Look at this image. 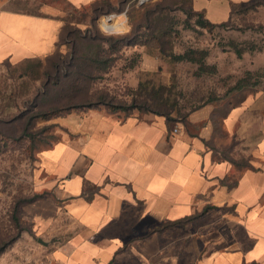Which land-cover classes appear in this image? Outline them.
I'll use <instances>...</instances> for the list:
<instances>
[{"label":"crops","instance_id":"crops-1","mask_svg":"<svg viewBox=\"0 0 264 264\" xmlns=\"http://www.w3.org/2000/svg\"><path fill=\"white\" fill-rule=\"evenodd\" d=\"M215 1L224 0L194 8L219 24L240 0H225L221 22L207 13ZM64 25L42 9H0V63L54 54ZM248 90L222 116L205 106L187 123L99 108L71 115L68 137L39 157L43 195L29 205L37 264H264V82Z\"/></svg>","mask_w":264,"mask_h":264},{"label":"rangeland","instance_id":"rangeland-1","mask_svg":"<svg viewBox=\"0 0 264 264\" xmlns=\"http://www.w3.org/2000/svg\"><path fill=\"white\" fill-rule=\"evenodd\" d=\"M164 1L171 5V12L166 14L174 18L175 23L169 51L174 54H184L191 49L207 51L206 63L214 66L215 72L200 74L199 65L175 62L151 44L148 48L124 46L115 55V68L96 80L92 92L108 95L113 105L128 107L134 97L138 102L143 101L144 96L137 90L140 82H147L150 89L163 93L164 101L170 100L167 105H176L171 121L174 123H185L191 112L205 106L215 107L222 116L230 107L240 105L249 88L248 81L242 84L243 88L237 87V83L246 77L250 83L257 81L255 75L249 76L247 72L256 56L264 52V0H240L231 5L233 9L224 26L219 23L207 28L200 26V18L192 14V0ZM133 3L139 5V0H111L110 5L98 2L81 7L65 0H0V9L36 13L42 9L48 16L65 18L85 35L108 37L132 31L134 22L129 19ZM228 8L225 0L215 1L208 6L207 13L214 22H221ZM109 14H114L109 18L110 26L114 21L124 26L119 29L109 26L107 31L103 21ZM62 50L67 54L69 47L63 46ZM239 50L242 56L238 55ZM144 54L156 58L157 64H152L149 58L145 61ZM52 59L49 55L28 63H0V246L9 243L0 255V264H37L42 257L43 247L29 209L32 203L27 202L43 195L35 176L39 157L68 137L67 119L71 115H82L86 111L75 109L49 118H34L54 106L56 88L47 98L41 97L47 82L45 73L57 61L56 57ZM133 63L138 67L127 69ZM254 72L261 74L258 67ZM262 82L260 75L257 84L260 86ZM98 108L121 117L145 114L138 109L114 112L105 106Z\"/></svg>","mask_w":264,"mask_h":264},{"label":"trees","instance_id":"trees-1","mask_svg":"<svg viewBox=\"0 0 264 264\" xmlns=\"http://www.w3.org/2000/svg\"><path fill=\"white\" fill-rule=\"evenodd\" d=\"M98 2L111 4V0H99L95 3ZM132 7V14L129 21L134 22L133 29L131 32L119 34L118 36H88L83 34L80 29L73 26L71 23L66 22L64 18L66 23L61 31L59 49L52 54L53 59L56 57L57 61H54L45 73L47 82L41 94V97L45 99L54 92L53 88H56L57 91H55L53 95L54 106L48 112L36 114L34 118H49L50 116L61 115L75 109H86V111H88L100 106H105L114 112L118 110H129L131 112L132 110L138 109L145 113L164 116L169 121L173 120L172 115L176 109V105H167L170 100L164 101L163 93H161L160 90L155 91L154 88L150 89L149 83L147 82H140L137 90L140 92V96H144L143 101L138 102L137 98L134 97L132 104L128 107L113 105L111 101L108 100V95L92 92V86L96 80L103 78L105 74L115 68V62L117 60L115 55L120 52L124 46L128 48L145 46L148 48L151 44L160 50L161 54L170 57L175 62L186 61L199 65L200 74L215 72V67L206 63V58L208 57L207 51L191 49L184 54H174L169 51L175 27L174 18L166 14L171 12L170 4L166 3L164 0H158L139 3V5L133 3ZM232 9L233 7L231 6V11ZM192 10V14L200 18L198 22L200 26L207 28L213 25V23L206 19L204 12L195 10L194 0H192ZM109 16H114V14H109L105 17ZM224 25L225 22L222 26ZM143 29L144 31L142 32ZM62 46L69 47L67 54H63ZM237 53L239 56L243 55L241 50ZM34 59L37 58L27 59L23 61V63H28L30 60ZM137 67V63H133L131 66H128L127 69L133 70ZM258 70L261 73V77L264 79V70ZM52 73L54 78H52ZM247 75L252 77L255 75L257 81L250 83L247 77L245 78L246 80L242 78L238 81L237 87L243 88L244 86H242V84L244 85L247 81V88L251 89L257 87L260 75L251 70L247 72ZM151 101L152 103H149ZM190 114L187 118L185 117V123H187ZM40 197H42V195L27 200V202L33 203ZM16 221L17 224H19L17 218ZM8 245L9 243H4L0 246V255Z\"/></svg>","mask_w":264,"mask_h":264},{"label":"built area","instance_id":"built-area-1","mask_svg":"<svg viewBox=\"0 0 264 264\" xmlns=\"http://www.w3.org/2000/svg\"><path fill=\"white\" fill-rule=\"evenodd\" d=\"M147 1H158V0H139V3H144V2H147ZM111 17H113V16H109V17H106V20H104L103 21V23L106 25V29H107V31H108V28H109V26H110V19L109 18H111ZM108 27V28H107ZM177 131V130H176Z\"/></svg>","mask_w":264,"mask_h":264}]
</instances>
